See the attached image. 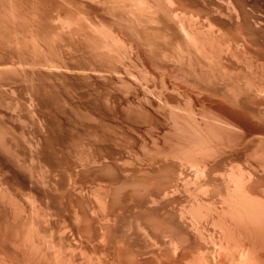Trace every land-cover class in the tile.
Segmentation results:
<instances>
[{"label": "rangeland", "instance_id": "1", "mask_svg": "<svg viewBox=\"0 0 264 264\" xmlns=\"http://www.w3.org/2000/svg\"><path fill=\"white\" fill-rule=\"evenodd\" d=\"M0 29V264H264V0H0Z\"/></svg>", "mask_w": 264, "mask_h": 264}, {"label": "bare ground", "instance_id": "2", "mask_svg": "<svg viewBox=\"0 0 264 264\" xmlns=\"http://www.w3.org/2000/svg\"><path fill=\"white\" fill-rule=\"evenodd\" d=\"M130 7H131V6H130ZM233 8H234V7H233ZM234 9H235V8H234ZM242 9H243V8H242ZM141 10H143V9H141ZM240 10H241V9H240ZM240 10H239V11H240ZM146 11H147V10H146ZM234 12H235V11H234ZM236 12H237V11H236ZM129 13H131V12H129ZM149 13L151 14L150 11H149L148 13H146V14H149ZM132 14H133V12H132ZM134 14H135V13H134ZM134 14H133V15H134ZM170 14H171V13H170ZM240 14H241V13H240ZM143 15H144V14H143ZM249 15H250V14H249ZM131 16H132V15H131ZM132 17H134V16H132ZM152 17H153V16H152ZM152 17H151V18H152ZM154 17H155V16H154ZM238 17H239V16H238ZM171 18H172V17H171ZM134 19H135V18H134ZM152 19H153V18H152ZM175 20H176V19H175ZM2 21H3V20H2ZM172 21H173V20H172ZM178 22H180V21H178ZM178 22L176 23L177 26H178V24H179V26L181 27L180 23H178ZM3 24H4V21H3ZM9 26H11V25H9ZM249 26H250V25H249ZM255 26H256V24H255ZM4 27H5V26H4ZM12 27H13V25H12ZM8 28H9V27H8ZM177 28H178V27H177ZM244 28H245V27H244ZM180 29H181V28H180ZM0 30H1V29H0ZM13 30H14V29H13ZM38 30H40V29H38ZM2 31H3V30H2ZM2 31H1V32H2ZM4 31H6V28H5ZM184 31H185V30H184ZM180 32H181V30H180ZM6 33L8 34L9 31L7 30ZM6 33H5V34H6ZM1 34H2V33H1ZM7 34H6V37H7ZM184 34H185V32H184ZM38 36H39V35H38ZM186 36H187V35H186ZM2 37H3V36H2ZM6 37H5V39H6ZM9 37H10V36H9ZM143 37H144V36H143ZM152 37H153V36H152ZM2 39H3V38H2ZM9 39H10V38H9ZM155 39H156V38H155ZM158 39H159V38H158ZM250 39H251V38H250ZM3 40H4V39H3ZM149 40H150V39H149ZM6 41H7V40H5V42H6ZM11 41H12V40H11ZM147 41H148V40H147ZM147 41H146V42H147ZM188 41H190V40H188ZM148 42H149V41H148ZM150 42H151V40H150ZM150 42H149V43H150ZM190 43H191V42H190ZM193 44H195V43H193ZM190 45H192V44H190ZM194 46H196V45H194ZM249 46H250V45H249ZM190 47H191V46H190ZM197 47H198V46H197ZM200 47H201V46H200ZM203 47H204V46H203ZM195 48H196V47H195ZM230 49H231V48H230ZM198 50L200 51V49H198ZM203 50H204V49H203ZM206 50H207V49H206ZM200 52H201V51H200ZM248 52H249V51H248ZM248 52H247V53H248ZM8 54H9V53H8ZM196 54H197V53H196ZM199 54H200V53H199ZM201 54H202V53H201ZM205 54H206V53H205ZM194 55H195V54H194ZM251 55H252V54H251ZM253 55H254V53H253ZM203 56H204V55H203ZM207 58H208V57H207ZM218 59H219V58H218ZM220 59H221V58H220ZM251 60H253V59H251ZM217 61H218V60H217ZM216 63H217V62H216ZM226 63H227V62H226ZM218 65H220V64H218ZM218 65H217V67L220 68L221 66L219 67ZM221 65H222V64H221ZM214 67H215V66H214ZM214 67H213V68H214ZM222 67H223V66H222ZM223 68H224V67H223ZM225 68H226V67H225ZM216 69H217V68H216ZM221 69H222V68H221ZM240 69H241V68H240ZM214 70H215V69H214ZM221 71H223V70H221ZM237 71H239V69H238ZM234 72H235V71H234ZM226 73H227V71H226ZM214 74H215V73H214ZM221 74H222V72H221ZM224 74H225V71H224ZM232 74H233V72H232ZM225 75H226V74H225ZM229 75H231V74H229ZM236 75H237V74H236ZM238 75H239V74H238ZM211 78H212V77H211ZM211 78H210V79H211ZM231 78H232V77H231ZM211 81H212V80H211ZM199 83H200V82H199ZM209 84H210V83H209ZM209 88H210V87H209ZM252 88H253V87H252ZM254 88H255V87H254ZM254 88H253V89H254ZM256 90H257V89H256ZM251 91H252V90H251ZM262 91H263V90H262ZM262 91L260 90L259 93L262 92ZM257 92H258V91H257ZM228 93H229V92H228ZM246 93H247V92H246ZM263 93H264V92H263ZM230 95H231V94H230ZM258 95H259V94H258ZM263 95H264V94H263ZM247 97H248V96H247ZM261 97H262V96H261ZM261 99H262V98H261ZM228 100H229V99H228ZM236 102H237V101H236ZM243 105H244V104H243ZM183 110H184V109H183ZM192 113H193V112H191V114H192ZM259 113H260V112H259ZM192 115H193V114H192ZM217 122H218V121H217ZM224 122H225V121H224ZM224 125H225V124H224ZM2 134H3V133H2ZM0 141H1V138H0ZM0 145H1V144H0ZM2 145H3V142H2ZM1 147H2V146H1ZM46 157H47V156H46ZM261 160H262V159H261ZM46 166H47V165H46ZM263 169H264V167H263ZM263 169H262V170H263ZM111 182H112V181H111ZM245 188H246V187H245ZM262 188H263V187H262ZM235 189H236V188H235ZM242 189H243V188H242ZM248 189H249V188H248ZM230 190H231V189H230ZM232 190H233V189H232ZM262 190H263V189H262ZM241 191H242V190H241ZM244 191H245V190H244ZM107 192H108V191H107ZM233 192H234V191H233ZM259 192H260V191H259ZM228 193H229V191H228ZM241 193H243V192H241ZM241 193H240V194H241ZM250 194H251V193H250ZM263 194H264V190H263ZM220 195H221V194H220ZM106 196H107V195H106ZM240 197H241V196H240ZM249 197H251V196H249ZM252 197H253V196H252ZM232 198H233V197H232ZM243 198H244V197H243ZM247 198H248V196H247ZM256 198H257V197H256ZM106 199H107V198H106ZM252 199H253V198H252ZM252 199H250V200H252ZM261 199H262V198H261ZM103 200H104V199H103ZM233 200H234V199H233ZM243 200H244V199H243ZM245 200H246V199H245ZM247 200H248V199H247ZM258 200H260V199H258ZM263 201H264V200H263ZM101 202H102V201H101ZM223 202H224V201H223ZM236 202H237V201H236ZM238 202H239V200H238ZM240 202H241V201H240ZM99 203H100V202H99ZM230 203H231V202H230ZM241 203H242V202H241ZM254 203H255V202H254ZM100 204H101V203H100ZM103 204H104V203H103ZM244 204H245V203H244ZM259 204H260V201H259ZM106 205H107V204H106ZM169 205H170V204H169ZM224 205H225V204H224ZM231 205H232V204H231ZM240 205H241V204H240ZM246 205H248V204H246ZM256 205H257V204H256ZM100 206H101V205H100ZM102 206H103V205H102ZM135 206H136V204H135ZM152 206H153V205H152ZM238 206H239V205H238ZM241 206H242V205H241ZM106 207H107V206H106ZM106 207H105V208H106ZM228 207H229V206H228ZM233 207H234V206H233ZM248 207H249V206H248ZM103 208H104V207H103ZM164 208H165V207H164ZM231 208H232V207H231ZM241 208H242V207H241ZM171 209H172V208H171ZM101 210H102V209H101ZM136 210H137V208H136ZM145 210H146V209H145ZM229 210H231V209H229ZM251 210H253V208H252ZM158 211H159V210H158ZM238 211H239V210H238ZM223 212H224V210H223ZM226 212H228V211H226ZM231 212H232V211H231ZM239 212H240V211H239ZM121 213H122V212H121ZM242 213H243V212H242ZM244 213H245V212H244ZM159 214H160V213H159ZM233 214H235V213H233ZM223 215H224V214H223ZM225 215H226V214H225ZM248 215H249V212H248ZM153 216H154V215H153ZM226 216H227V215H226ZM229 216H230V215H229ZM159 217H160V216H159ZM168 217H169V216H168ZM181 217H182V216H181ZM220 217H221V216H220ZM231 217H233V216H231ZM238 217H239V216H238ZM243 217H244V215H243ZM97 218H98V217H97ZM183 218H184V217H183ZM218 219H219V218H218ZM236 219H238V218H236ZM239 219H240V218H239ZM239 219H238V221H239ZM95 220H96V219H95ZM104 220H105V219H104ZM132 220H133V219H132ZM178 220H179V219H178ZM181 220H182V219H181ZM185 220H187V219H185ZM229 220H230V219H229ZM248 220H250V218H249ZM261 220H262V219H261ZM130 221H131V220H130ZM130 221H129V222H130ZM220 221H221V220H220ZM240 221H241V219H240ZM242 221H245V219L242 220ZM262 221H263V220H262ZM189 222H190V221H189ZM222 222H223V221H222ZM251 222L254 224L253 221H251ZM263 222H264V221H263ZM94 223H95V222H94ZM96 223H97V222H96ZM114 223H115V222H114ZM190 223H191V222H190ZM229 223H230V222H229ZM238 223H239V222H238ZM246 223H247V225H248V222H246ZM246 223H245V224H246ZM255 223H256V222H255ZM142 224H143V223H142ZM220 224H221V223H220ZM223 225H224V223H223ZM228 225H229V224H228ZM237 225H238V224H237ZM229 226H231V225H229ZM251 226H252V225H251ZM255 226H256V225H255ZM140 227H141V226H140ZM195 227H196V225H195ZM195 227H194V228H195ZM232 227H233V226H232ZM247 227H248V226H247ZM247 227H246V228H247ZM191 228H192V227H191ZM248 228H249V227H248ZM100 229H101V228H100ZM183 229H184V228H183ZM192 229H193V228H192ZM231 229H232V228H231ZM251 229H252V228H251ZM140 230H141V229H140ZM199 230H200V229H199ZM240 230H242V229H240ZM137 231H138V230H137ZM145 231H146V230H145ZM182 231H183V230H182ZM222 231H223V230H222ZM234 231H235V230H234ZM249 231H250V230H249ZM251 231H252V230H251ZM102 232H103V231H102ZM134 232H135V231H134ZM196 232H198V230H197ZM126 233H127V232H126ZM128 233H129V232H128ZM139 233H140V232H139ZM225 233H226V232H225ZM234 234H235V233H234ZM252 234H253V233H252ZM138 235H139V234H138ZM142 235H143V234H142ZM196 235H197V234H196ZM222 235H223V234H222ZM235 235H236V234H235ZM250 235H251V234H250ZM147 236H148V235H147ZM224 236H225V235H224ZM236 236H237V235H236ZM244 236H245V235H244ZM251 236H252V235H251ZM100 237H101V235H100ZM107 237H108V236H107ZM118 237H119V236H118ZM143 237H144V236H143ZM195 237H196V236H195ZM240 237H241V236H240ZM246 237H247V236H246ZM88 238H89V237H88ZM111 238H112V237H111ZM134 238H135V237H134ZM148 238H149V237H148ZM165 238H166V237H165ZM223 238H224V237H223ZM225 238H226V237H225ZM225 238H224V239H225ZM230 238H231V236H230ZM232 238L234 239V237H232ZM254 238H255V237H254ZM102 239H103V237H102ZM102 239H101V241H103ZM104 239H105V238H104ZM121 239H122V238H121ZM221 239H222V238H221ZM238 239H240V238H238ZM124 240H126V239H124ZM128 240H129V239H128ZM166 240H167V239H166ZM168 240H169V239H168ZM226 240H227V239H226ZM226 240H225V241H226ZM229 240H230V239H229ZM234 240H237V239H234ZM241 240H242V239H241ZM243 240H245V239H243ZM146 241H147V240H146ZM152 241H153V240H152ZM222 241H223V240H222ZM239 241H240V240H239ZM253 241H254V239H253ZM153 242H154V241H153ZM194 242H195V241H194ZM196 242H197V241H196ZM203 242H204V241H203ZM220 242H221V241H220ZM233 242H234V241H233ZM150 243H151V242H150ZM165 243H166V241H165ZM169 243H170V242H169ZM200 243H201V241H200ZM228 243L230 244V242H228ZM248 243H249V242H248ZM252 243H254V242H252ZM154 244H156V243H154ZM218 244H219V243H218ZM223 244H224V243H223ZM236 244H237V243H236ZM238 244H239V243H238ZM242 244H243V243H242ZM246 244H247V243H246ZM214 245H216V244H214ZM232 245H233V244H232ZM232 245H231V246H232ZM240 245H241V244H240ZM243 245H244V244H243ZM123 246H124V244H123ZM147 246H148V245H147ZM150 246H151V245H150ZM218 246H219V245H218ZM235 246H236V245H235ZM245 246H246V245H245ZM248 246H249V245H248ZM133 247H134V246H133ZM151 247H152V246H151ZM158 247L161 248L160 246H158ZM175 247H176V246H175ZM216 247H217V246H216ZM229 247H230V245H229ZM236 247H237V246H236ZM104 248H105V247H104ZM176 248H177V247H176ZM196 248H197V247H196ZM242 248H243V247H242ZM253 248H254V247H253ZM253 248H252V249H253ZM115 249H116V248H115ZM185 249H186V248H185ZM216 249H217V248H216ZM224 249H226V248H224ZM227 249H228V248H227ZM243 249H244V248H243ZM243 249H242V250H243ZM179 250H180V249H179ZM200 250H201V249H200ZM208 250H209V249H208ZM208 250H207V251H208ZM217 250H218V249H217ZM232 250H233V249H232ZM236 250H238V249L236 248ZM253 250H254V249H253ZM91 251H92V250H91ZM176 251H178V250H176ZM214 251H215V250H213V252H214ZM218 251H219V250H218ZM224 251H225V250H224ZM254 251H255V250H254ZM158 252H159V251H158ZM185 252H186V251H185ZM201 252H203V251H201ZM237 252H238V251H237ZM243 252H244V251H243ZM130 253H131V252H130ZM132 253H134V255L136 256V258H137L138 255H139V257H141V256H140L141 254L136 253V254H138V255H136L135 252H132ZM132 253H131V254H132ZM199 253H200V252H199ZM199 253H198V254H199ZM203 253H205V251H204ZM210 253H211V252H210ZM215 253H217V252H215ZM223 253H225V252H223ZM229 253H230V252H229ZM235 253H236V252H235ZM239 253H240V251H239ZM249 253H250V252H249ZM258 253H259V252H258ZM93 254H94V253H93ZM131 254H130V255H131ZM207 254H209V253L207 252ZM217 254H218V253H217ZM241 254H242V253H241ZM244 254H245V253H244ZM95 255H96V254H95ZM124 255H125V254H124ZM142 255H143V254H142ZM205 255H206V254H205ZM212 255H213V254H212ZM212 255H211V256H212ZM228 255H229V254H228ZM245 255H246V254H245ZM247 255H248V254H247ZM255 255H256V254H255ZM84 256H85V255H84ZM98 256H99V255H98ZM128 256H129V255H128ZM132 256H133V255H132ZM201 256H202V255H201ZM203 256H204V255H203ZM214 256H215V255H214ZM223 256H224V255H223ZM226 256H227V255H226ZM239 256H240V255H239ZM241 256H242V255H241ZM257 256H258V255H257ZM262 256H263V255H262ZM81 257H82V256H81ZM89 257H90V256H89ZM162 257H163V256H162ZM198 257H199V256H198ZM227 257H228V256H227ZM234 257H235V256H234ZM237 257H238V256H237ZM243 257H244V255H243ZM247 257H248V256H246V258H247ZM254 257H255V256H254ZM254 257H252V258H254ZM90 258H91V257H90ZM133 258H134V257H133ZM205 258H206V257H205ZM205 258H203V259H205ZM207 258H208V257H207ZM209 258H210V257H209ZM212 258H213V257H212ZM229 258H230V256H229ZM250 258H251V257H250ZM256 258H257V257H256ZM88 259H89V258H88ZM108 259H109V258H108ZM122 259H124V258H122ZM130 259H131V258H130ZM184 259H185V258H184ZM193 259L195 260V257H194ZM217 259H218V258H217ZM220 259H221V258H220ZM224 259H226V258H224ZM227 259H228V258H227ZM227 259H226V261H227ZM231 259H232V258H230V260H231ZM254 259H255V258H254ZM52 260H53V259H52ZM139 260H140V258H138V260L134 261V264L137 263V261H139ZM144 260H146V259H144ZM207 260H208V259H207ZM232 260H233V259H232ZM241 260H242V258H241ZM249 260H252V259H249ZM249 260H248V261H249ZM87 261H88V260H87ZM100 261H101V260H100ZM117 261H118V260H117ZM190 261H191V260H190ZM209 261H210V260H209ZM214 261H215V258H214ZM218 261H219V260H218ZM239 261H240V260H238V262H239ZM243 261L245 262V259H244V258H243ZM246 261H247V260H246ZM252 261H253V260H252ZM255 261H256V260H255ZM47 262H48V261H47ZM49 262H50V261H49ZM67 262H68V261H67ZM67 262H66V263H67ZM81 262H82V260H81ZM96 262H97V261H96ZM131 262H132V260H131ZM185 262H186V261H185ZM192 262H193V261H192ZM196 262H197V261H196ZM227 262H228V261H227ZM235 262H236V261H235ZM240 262L242 263V261H240ZM240 262H239V263H240ZM249 262H251V261H249ZM249 262H247V263L249 264ZM253 262H254V261H253ZM258 262H259V261H258ZM62 263H63V262H62ZM64 263H65V262H64ZM141 263H142V262H141ZM190 263H191V262H190ZM199 263H200V262H199ZM201 263H202V262H201ZM203 263H204V262H203ZM210 263H211V262H210ZM210 263H209V264H210ZM224 263H225V262H224ZM236 263H237V262H236ZM261 263H262V262H261ZM53 264H55V263H53ZM60 264H61V263H60ZM119 264H120V263H119ZM132 264H133V263H132ZM166 264H167V263H166ZM180 264H181V263H180ZM212 264H213V263H212ZM222 264H223V263H222ZM226 264H227V263H226ZM228 264H229V263H228ZM232 264H233V263H232ZM245 264H246V263H245ZM251 264H252V262H251ZM254 264H256V263H254Z\"/></svg>", "mask_w": 264, "mask_h": 264}]
</instances>
